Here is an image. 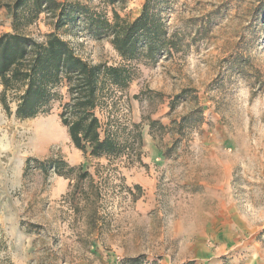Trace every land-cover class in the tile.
<instances>
[{"label": "rangeland", "instance_id": "1", "mask_svg": "<svg viewBox=\"0 0 264 264\" xmlns=\"http://www.w3.org/2000/svg\"><path fill=\"white\" fill-rule=\"evenodd\" d=\"M58 1L79 4L111 20L117 13L128 21L140 15L145 2ZM163 17L170 32L186 33L184 43L189 45L156 62L124 61L109 39L88 37L80 23L60 32L84 60L126 66L137 81L127 94L110 99L112 107L102 115L104 123L111 121L114 133L129 128L135 116L150 117L184 88L198 93L205 122L186 131L169 154L171 162L158 172V184L151 190L155 200L148 215L136 211L142 191L125 185L115 166L108 171L99 168L95 183L88 179L73 187L70 183L56 198L50 196L56 175L52 170L30 169L25 174V167L21 176L18 158L26 155L31 137L25 122L15 118L22 90L7 92L9 110L0 101V147L7 149L2 153V161L7 162L0 164V176L6 192L11 191L13 212L20 215V231L30 246L29 264H123L131 258L119 248L137 249L158 264H168V258L172 264H194L187 255L198 247L208 248V257L215 255L204 264H264V0H169ZM54 22L42 14L24 32L42 42ZM196 30L201 35L192 41ZM12 31V18L2 7L0 36ZM2 91L0 83V95ZM59 91L66 94V89ZM191 108L192 103L179 105L170 120ZM61 111L56 100L50 113L40 118L56 120L72 152ZM165 144L158 143L159 147ZM62 147L64 143L55 146L49 157L37 160L67 162ZM36 171L44 174L39 182ZM4 192L0 183V193ZM182 248L188 249L186 257ZM14 253L25 255L23 248Z\"/></svg>", "mask_w": 264, "mask_h": 264}, {"label": "trees", "instance_id": "2", "mask_svg": "<svg viewBox=\"0 0 264 264\" xmlns=\"http://www.w3.org/2000/svg\"><path fill=\"white\" fill-rule=\"evenodd\" d=\"M115 4L117 0H105ZM169 0H145L140 15L128 21L115 13L112 20L99 12H94L79 4H69L58 0H10L0 3L12 18V33L0 36V83L3 91L0 101L6 103V94L11 90H22L15 117L17 120H33L47 115L56 100L62 109L60 119L67 128L73 146L91 159L109 160L127 155L128 161H135L136 144L141 143V125H133L130 131L131 143H121L114 134L110 120L102 123L97 109H107L110 99L118 92L125 95L133 82L126 66L91 64L84 60L60 34L68 25L80 23L88 37L94 40L109 39L114 49L124 61L143 58L156 62L161 56L180 51L185 44L186 33L180 29L170 32L163 17L164 5ZM42 14L55 19L53 31L39 42L24 30L35 24ZM201 31L196 30L192 41L198 39ZM59 89H66L60 94ZM149 98V95H145ZM140 99V95L134 96ZM67 100L66 102H64ZM193 104L187 113L171 120L169 126L152 120L143 122L150 127V133L163 135L168 129L178 135L169 155L186 131L198 129L204 122V111L198 93L193 88H184L169 98V115H173L179 105ZM127 128V127H126ZM25 174L30 169H40L44 173L52 170L56 175L75 180L74 186L85 180H92L83 168L71 167L61 158L40 161L29 158ZM123 264H158L145 255L124 261Z\"/></svg>", "mask_w": 264, "mask_h": 264}, {"label": "crops", "instance_id": "3", "mask_svg": "<svg viewBox=\"0 0 264 264\" xmlns=\"http://www.w3.org/2000/svg\"><path fill=\"white\" fill-rule=\"evenodd\" d=\"M133 83H137V81H133ZM131 86L132 84H130L128 92L130 91ZM169 112V100H167L158 107L156 112L151 115V118L154 121H159L164 126H169L171 122ZM22 122H25L23 127L31 137L26 146V155L24 157L18 158L22 173L21 176L23 175L26 161L29 158H47L52 154L55 146L64 143V147H62V150H60L61 154H65L64 159L72 167L81 166L84 172H89L93 178L91 182L95 183L100 179V174H98L97 172L99 168L106 169L108 171L111 167L115 166L117 168L118 176L125 185H127L128 187L135 186L138 189L139 193H141L142 191V195L136 203V211L144 216L152 212V207H154V203L152 202H154L155 200V195L154 193H151V190L158 184V172L167 167V164L171 162L172 157L170 155H167L166 151L172 147L173 142L176 139V137H174L168 131V129H166L163 135H156L154 137V135L150 133L149 125L146 124V122H143V116L139 115L133 118V124H131L129 128H126L124 132L119 131L117 133H114L119 142L124 144L131 143L132 138L130 136V131L132 130L133 125H141V143L136 144V160L130 164L128 160H126L127 158L125 159V157L127 156L126 154H123L120 158H118L117 161L112 162L107 158H86L84 154L80 150L76 149L73 145L71 152L70 147L66 142L67 138H64V135L56 124V120L51 117H38L33 120H26ZM43 124H49L51 126L53 132L51 135L45 133L42 130L40 125ZM121 133L122 137H120ZM162 142L166 144L163 147H159L158 143ZM66 149H68V152H66ZM5 151H7V149L5 150L4 148L0 147V164L7 162L6 160L2 161L1 159L2 153ZM178 151L180 152L181 150ZM92 160V163H88ZM1 167L2 166H0V168ZM42 175L44 174H42L41 171H36L37 180L41 178ZM2 181L4 180L0 176V183L4 184L5 191L2 194L0 193V264H29L27 252H29L30 246H28L27 241L24 239V237L22 236V232L20 231V215L13 212V197L11 195V191L6 192L7 184ZM74 182L75 180L72 181L71 179H65L63 177L54 175L53 184L50 191L51 198H56L57 195L60 196L61 194H64L68 190L70 183L72 184V187L74 186ZM11 188L12 185L9 184L8 190H10ZM131 191H133L135 195V190L131 189ZM17 248H23L25 255L14 253V249ZM186 250L188 249L182 248L181 250V253H183L185 257ZM119 251L122 255H126L129 258L146 255L143 252L137 251V249L131 250L130 252H125L124 248H119ZM187 256H190V261L195 262L194 264H204L205 262H207L208 258L213 259L215 257L213 253L212 257H208V248L201 249L199 247L193 249V252ZM149 260L151 262L155 261L154 258H151ZM167 263L172 264L171 259L168 258Z\"/></svg>", "mask_w": 264, "mask_h": 264}, {"label": "built area", "instance_id": "4", "mask_svg": "<svg viewBox=\"0 0 264 264\" xmlns=\"http://www.w3.org/2000/svg\"><path fill=\"white\" fill-rule=\"evenodd\" d=\"M117 94H119V95H122V93H120V92H118ZM123 96V95H122ZM111 104H109V106H108V109H111ZM106 111H105V109H97L96 110V114H97V116L101 119V122L102 123H104L103 122V120H102V115L105 113Z\"/></svg>", "mask_w": 264, "mask_h": 264}, {"label": "bare ground", "instance_id": "5", "mask_svg": "<svg viewBox=\"0 0 264 264\" xmlns=\"http://www.w3.org/2000/svg\"><path fill=\"white\" fill-rule=\"evenodd\" d=\"M40 127L42 128V130L45 132V133H48L49 135H51L53 132H52V128L49 124H43V125H40ZM43 132V133H44Z\"/></svg>", "mask_w": 264, "mask_h": 264}]
</instances>
